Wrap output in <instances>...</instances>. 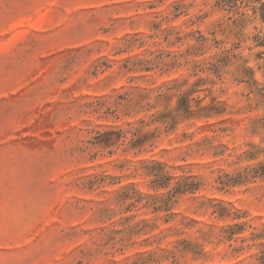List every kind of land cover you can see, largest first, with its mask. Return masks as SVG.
I'll list each match as a JSON object with an SVG mask.
<instances>
[{
  "label": "rangeland",
  "instance_id": "1",
  "mask_svg": "<svg viewBox=\"0 0 264 264\" xmlns=\"http://www.w3.org/2000/svg\"><path fill=\"white\" fill-rule=\"evenodd\" d=\"M216 1L0 0V264H264V22Z\"/></svg>",
  "mask_w": 264,
  "mask_h": 264
},
{
  "label": "trees",
  "instance_id": "2",
  "mask_svg": "<svg viewBox=\"0 0 264 264\" xmlns=\"http://www.w3.org/2000/svg\"><path fill=\"white\" fill-rule=\"evenodd\" d=\"M216 6L236 14L249 15L251 19L259 18L264 22V0H217ZM253 176L264 178V164L258 166Z\"/></svg>",
  "mask_w": 264,
  "mask_h": 264
}]
</instances>
